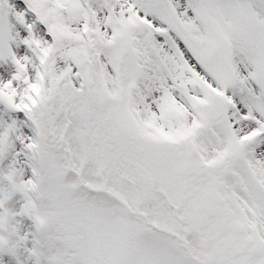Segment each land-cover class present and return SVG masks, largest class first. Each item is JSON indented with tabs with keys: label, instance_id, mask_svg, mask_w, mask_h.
<instances>
[{
	"label": "snow or ice",
	"instance_id": "obj_1",
	"mask_svg": "<svg viewBox=\"0 0 264 264\" xmlns=\"http://www.w3.org/2000/svg\"><path fill=\"white\" fill-rule=\"evenodd\" d=\"M0 264H264V0H0Z\"/></svg>",
	"mask_w": 264,
	"mask_h": 264
}]
</instances>
